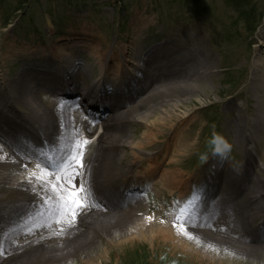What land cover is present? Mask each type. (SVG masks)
Listing matches in <instances>:
<instances>
[{
  "label": "rangeland",
  "instance_id": "rangeland-1",
  "mask_svg": "<svg viewBox=\"0 0 264 264\" xmlns=\"http://www.w3.org/2000/svg\"><path fill=\"white\" fill-rule=\"evenodd\" d=\"M244 7L252 8L255 12L254 21L258 20L259 25L254 36L244 30L246 22L240 17V10ZM137 19L149 24L139 35L135 34L138 35L136 37L132 24ZM78 28L88 29L100 38V47L97 44L92 47L99 52L101 50V53L107 52V49L109 52L117 51L130 44L127 39L131 38L138 40V47H133L135 54L146 53L151 48H160L165 44L170 46V42H176L186 47L181 49V55L196 57L193 62L185 63L182 69H174L175 75L172 79L165 80L160 75L154 77L161 81L155 85V90L152 89L155 84L153 83L130 106L120 107L117 113L110 116V123L118 130L106 131L108 135L101 142L106 145L107 140L113 141L115 133L123 134L127 139H122L121 149L118 151L112 152L108 149L99 154L95 163L97 168L89 177L90 182L94 181L93 189L98 194L96 199L100 205L93 209L95 216H98L99 221H104V216L101 218L102 213L111 211L114 216L107 217L110 221L94 223L91 215H88L92 210L88 211L86 215L78 218L79 222L72 234L65 236L72 238L74 235H82L80 240L86 239L78 242L79 245L73 248L67 261L64 258L59 262V258L52 252L37 259L31 256V259L20 264H206V260L197 259L187 249H171L167 247L170 244L164 242L156 243L148 238L144 240L137 236L131 237L127 228L120 230L121 235L114 238L111 231L105 230L110 227L104 223L110 224L117 220L115 223L118 224L123 219L139 222L144 215L156 218L158 214L160 220L168 218L165 213L171 210L173 201H183L191 195L189 187L193 180L210 177L209 167L204 166L215 151L217 145L211 143L217 136L230 145L227 159H224L228 163L224 164L226 166L223 171L225 178L229 179L228 184L232 176L237 175L236 170L240 169V158L245 156L240 149L254 146L256 153L260 155L257 165L264 168V139L257 141L256 146L251 143L237 145L239 137L245 133V127L257 114L251 92H258L261 85L258 81L254 89L251 77L257 58L263 63L261 74L264 75V45L258 48L257 42L260 35L264 42V0H0L1 74L8 79L22 68L25 60H21L23 55H19L24 51L23 47L41 51L59 39H71L73 35H78ZM194 47L199 50H187ZM84 52L82 54L77 51L71 58L72 61L78 59L85 65L93 63L94 58L90 52L86 49ZM120 59L121 66L130 72L132 64L126 57L122 56ZM106 64L105 59L103 66ZM199 64L204 67L200 69ZM94 66L92 76L95 78V68L100 65ZM206 67L210 76L201 75ZM156 71L165 72L154 69L153 73ZM178 76H183L184 79ZM147 82L150 84L151 81ZM144 87L145 84L142 85L143 90ZM184 113L189 114V123L185 121ZM144 114L147 116L143 117ZM151 125L153 129H150ZM174 125V128H170ZM262 127L261 133H264V125ZM144 134V138L149 139L148 145L138 147L139 150L124 148V140L134 144ZM187 142L192 147L185 150ZM121 152L125 156L120 157ZM129 162L134 165L131 169H128ZM130 171L139 173V176L146 179L153 177L152 182H149L152 185L159 176L167 175L170 183H178L181 187L172 194L160 190L158 194L148 191L145 196H140L142 202L133 201L129 205L119 203L116 199H104L105 190L123 179V175ZM97 174L99 182L94 177ZM147 174L150 175L145 176ZM3 187L7 189V186H0V195L6 196L9 193H5ZM97 188L99 192L96 191ZM18 194L26 198V209L35 201L34 196L24 190ZM95 227L104 230V237L97 238L85 233L88 228ZM210 234L221 236L211 230ZM42 241L43 244L48 242ZM66 243H70V239ZM122 243L126 245L120 246ZM52 246L50 243L46 244L45 252H50ZM153 246L156 247L152 248ZM35 247L38 245L34 241L23 251H30ZM197 247L204 249L202 246ZM10 259L9 256L0 257V264H8Z\"/></svg>",
  "mask_w": 264,
  "mask_h": 264
},
{
  "label": "bare ground",
  "instance_id": "bare-ground-1",
  "mask_svg": "<svg viewBox=\"0 0 264 264\" xmlns=\"http://www.w3.org/2000/svg\"><path fill=\"white\" fill-rule=\"evenodd\" d=\"M148 24L146 25L144 21L137 19L132 24L133 34L139 35L148 28ZM77 33L79 34L73 35V38L59 39L52 46H45L41 51L27 50L23 47L24 51H21L19 56L23 55L21 60H25V63L11 78L7 79L1 74L0 70V136L10 141L23 138L35 145H41L45 141L51 144L54 143L60 131L61 121L66 127L74 124L83 131L84 136L90 138L91 142L88 146L85 163L90 167L92 173L97 168L95 163L99 154L111 147L112 152L118 151L121 149L122 139H127V136L115 133L112 137L113 141L107 140L106 145L101 142L104 136L108 135L109 131L104 132L105 129L110 128V125V130H118L113 123H110V116L117 113L116 111L120 107L130 106L129 104L136 101L148 86H153V83L155 84L152 89L155 90V85L161 81H157L154 77L160 75L159 77L162 76L165 80L172 79V76L175 75L174 69H182L185 63L193 62L196 56L181 55V49H186V47L176 42H170V46L165 44L160 48L149 49L145 53L148 57L144 61V67L138 71L136 62L131 60L136 61V58H139V55L135 58L132 57L134 55L133 47H138L137 39L131 40V38H128L130 44L127 46H122L117 51L109 52V49H107V52L101 53V50L99 52L98 49L92 47L96 44L100 47V38L90 33L88 29L78 28ZM263 45L260 42L258 48H262ZM85 49L94 58H92L93 63L90 62V64L85 65L78 59L72 61L71 58L77 51L81 52ZM194 49L199 50L198 47L187 50L192 52ZM37 54L40 56H37ZM122 56L126 57L127 61L133 65L131 66L132 71L128 72L123 65L121 66L122 59L120 58ZM207 58L209 59V56ZM105 59L107 64L103 66ZM42 60L45 63L41 62ZM206 62L208 67V61ZM94 64L100 65L95 68L97 69L95 78L92 76ZM199 66L200 69L204 67L201 64ZM254 66L251 83L254 85V89L257 87L256 83L258 84V81L261 85L258 92L254 90L251 92L257 114L248 123L246 132H243V135L239 137L237 145L251 143L256 146L257 141L261 142L264 139V133H261L263 130L262 125H264V75L261 74L263 63L259 62L257 58ZM207 67L202 72V76H210ZM154 69H162L165 72L156 71L154 74ZM91 78H93L92 82H90ZM178 78L182 79L183 76H178ZM147 81H151L150 84ZM143 84H145L144 90L142 88ZM60 101L66 102L72 108L65 112L58 111L56 104ZM77 105L78 108L75 107ZM173 106L178 107L176 104H173ZM71 111L75 113L72 114ZM77 111L79 112L77 113ZM82 113L85 114L84 117H89L88 122L82 120ZM188 115V113H184L187 123L190 122L187 118ZM146 116L147 114H144L143 117ZM150 127V129L155 128V124ZM101 129L104 133L101 140L100 135L97 143L93 144ZM144 137H146V134L134 144H131L128 140H124L122 144L125 145V149L132 150L135 148L139 150L138 147L149 144V139ZM185 146L186 150L191 148L192 144L187 142ZM240 150L245 154L243 158L245 165L241 166L243 167L241 171L244 176L237 180L239 183L237 186L231 185L232 181H235L236 175L232 176L228 184L229 179L225 178V172L220 171L217 178L218 182L214 177H209L205 182L204 179H199L200 184L198 183L195 187L202 188L205 191L206 199L201 206L203 214L198 220V223L203 226L190 227L188 231L199 237L202 242L201 246L204 249L198 248L195 242L177 235L176 230L172 227L173 217L171 215H168L163 223H161L158 214L156 218L151 220L145 219L151 217L150 215H144L139 222L123 219V221L116 224L117 220H114L110 224L104 223V225L110 227V229L105 230L111 231V235L115 238L121 235L120 230L127 228L130 230L131 237L137 236L138 239L144 240L148 238L156 243L164 242L170 244L167 247L171 249H187L197 259L206 260V264H264V168L261 169L257 165V159L260 155L256 153L254 146ZM5 151L8 152L9 156H12L8 149H5ZM251 151H253V154ZM122 152L120 157L125 156ZM12 160H16V162L13 163ZM12 160L0 163V186H7V189L4 187L3 189H5V193H9L6 196L0 195V243H3L5 250L7 249L5 256L11 257L8 264L11 262L12 264L25 263V260L31 256L37 259L41 255L45 256L46 253L52 252L55 253L56 258H59V262H62L64 258L67 261L78 242L86 241V239L81 241L80 237L82 235H74L72 238H48L49 233L43 228L39 229L34 235H26L28 225H25L22 220L19 224H16V221L27 210L24 206L26 198L18 194L22 191L18 185L26 182L23 176L19 174L21 172V162L15 157H12ZM253 165H255V170H253ZM133 167V163L129 162L128 169ZM103 169L102 167V171ZM138 174L134 176L133 182L123 179V183L120 184V187H122L120 191L115 190L113 194L103 198L108 201H113L115 198L116 201H119V198H121L122 202L127 200L133 203V201H141L139 194L151 190L154 194H158L159 190L166 192V194H172L175 189L181 187L178 183H170L167 175L159 176L152 185L149 182H152L151 178L153 177L146 179ZM100 177H102V172H100ZM215 182L217 183L216 186ZM93 183L92 180V187ZM129 183H131V186L128 185ZM210 186L213 188L211 192H209ZM25 192L32 195L29 191ZM138 206L140 207V205ZM88 215H91L90 218L94 223L110 221L107 217L114 216L111 211L103 212L101 218L104 216V221H99L93 209ZM14 226L16 230L5 236L4 233ZM146 228L148 231H146ZM210 230L221 236L211 235ZM85 233L95 235L97 238L104 237V230H99L97 227L88 228ZM41 236L45 238L40 239ZM68 239H70V243H66ZM42 240H48V242L43 244ZM34 241L38 247L30 251H23L25 248H29ZM48 243L53 246L50 252H45V245ZM151 244L154 245V243ZM14 245L22 247L23 250L16 253L18 247ZM125 245L122 243L120 246L124 247ZM207 245L218 249V252L213 251ZM154 247L156 246L152 248Z\"/></svg>",
  "mask_w": 264,
  "mask_h": 264
},
{
  "label": "snow or ice",
  "instance_id": "snow-or-ice-1",
  "mask_svg": "<svg viewBox=\"0 0 264 264\" xmlns=\"http://www.w3.org/2000/svg\"><path fill=\"white\" fill-rule=\"evenodd\" d=\"M75 107L78 108V105ZM56 108L65 112L72 106L60 101ZM90 142V138L84 136L80 128L74 124L66 127L63 121L54 143L51 144L45 141L41 145H35L23 138L10 141L0 136V163L12 160V157L18 159L21 162L19 174L26 182L18 187L29 191L35 198L26 213L16 221V224L22 220L28 225L26 235H34L43 228L48 231V238L70 236L72 230L76 229L78 218L100 206L89 179L90 167L85 163ZM222 144L223 141L216 142L215 154L226 160L230 149L224 152L220 147ZM5 149H8L12 156H9ZM12 162L15 163L16 160ZM205 199V191L202 188H194L185 200L173 201L171 210L165 213L173 217L172 227L177 235L195 242L197 246H201V240L188 229L203 226L198 220L203 214L201 206ZM145 219L151 220L152 217ZM163 222L161 220V223ZM15 230V226L9 228L4 235L7 236ZM207 247L218 252V249L211 245ZM17 250L23 249L18 247ZM5 255L4 245L0 243V257Z\"/></svg>",
  "mask_w": 264,
  "mask_h": 264
},
{
  "label": "trees",
  "instance_id": "trees-1",
  "mask_svg": "<svg viewBox=\"0 0 264 264\" xmlns=\"http://www.w3.org/2000/svg\"><path fill=\"white\" fill-rule=\"evenodd\" d=\"M21 2H25V0H21ZM240 17L244 19V21L246 22L245 30L253 33L256 27V24L258 22V20H256L257 22L254 21L255 20L254 10L252 8L246 9V7H244V9L240 10Z\"/></svg>",
  "mask_w": 264,
  "mask_h": 264
},
{
  "label": "clouds",
  "instance_id": "clouds-1",
  "mask_svg": "<svg viewBox=\"0 0 264 264\" xmlns=\"http://www.w3.org/2000/svg\"><path fill=\"white\" fill-rule=\"evenodd\" d=\"M218 140H220V141H223V144L222 145H220V147L222 148V150L224 151V152H227L229 149H230V145L226 142V141H224L222 138H220V137H215V139H214V143H216Z\"/></svg>",
  "mask_w": 264,
  "mask_h": 264
}]
</instances>
